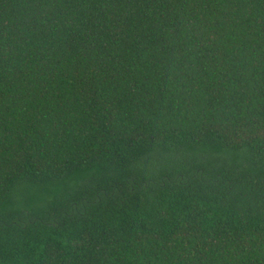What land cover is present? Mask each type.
Here are the masks:
<instances>
[{
    "label": "trees",
    "instance_id": "1",
    "mask_svg": "<svg viewBox=\"0 0 264 264\" xmlns=\"http://www.w3.org/2000/svg\"><path fill=\"white\" fill-rule=\"evenodd\" d=\"M0 264H264V0H0Z\"/></svg>",
    "mask_w": 264,
    "mask_h": 264
}]
</instances>
